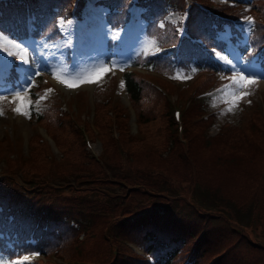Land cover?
Returning a JSON list of instances; mask_svg holds the SVG:
<instances>
[{"label":"rangeland","instance_id":"rangeland-1","mask_svg":"<svg viewBox=\"0 0 264 264\" xmlns=\"http://www.w3.org/2000/svg\"><path fill=\"white\" fill-rule=\"evenodd\" d=\"M86 2L82 10L83 17L88 20L100 18L106 7L95 5L91 0ZM244 11L253 13L248 7ZM163 15L165 20L172 23L180 19L179 12L172 10ZM255 15L257 19L262 16ZM80 23L82 20L78 22L71 16L58 17L59 28L64 32L63 41L71 53L68 59L60 44H46L31 37L19 41L16 48L21 62L16 65L18 80L0 84L3 89L0 92V180L7 184L0 182L9 188L12 186L35 205L47 202L62 215L73 219V226L77 230L69 242L64 241L52 249L50 244L61 233L69 232L74 227L57 229L53 236L45 237V251L33 254L32 262L36 264H111L113 260L109 259L115 257L119 248L123 254L118 260L142 256L141 247L121 233L119 225L113 227L122 214L140 211L148 203H156L153 209L157 211L159 200H164L166 204L163 210L168 213V217H180L183 214L189 219L194 216L195 209L189 204L188 196L191 194L197 198L198 193L206 192L209 188L207 184L201 187L183 182L182 185H175L174 192L184 195L186 198L183 199L163 198L158 192H149L141 187L142 184L137 185V170L144 168L147 161H152L153 167L168 163L178 166L184 161L197 163L201 159L211 158V149L208 150L209 144H200L196 148L193 140V151L161 154L166 161L153 155L149 141L156 145V149H162L163 130L167 128L164 120L155 117L153 124H157L159 129L153 133L146 131L149 136L143 127L147 125L141 124L133 102L124 97L120 72L109 70L111 66L116 68L129 62L128 58L137 47L144 48L143 52L152 50L155 45L153 39H144L140 31L135 34L128 27L126 30H110L104 24H93L81 29ZM107 39L114 40L109 48L104 47ZM4 55L8 59L7 53ZM233 58L236 65L230 66L228 74L210 73L206 81H201V73L194 76L192 68L166 69V74L142 67L134 68V74L146 80L156 91L151 90L157 98L154 104L143 100V105L149 111L157 114L163 107L166 111L174 107L179 110V116L171 118L175 122L170 130L184 149L186 137L181 133L183 129L179 128L185 127L188 122L194 124L197 117L202 118V135L209 136L206 138L214 143L219 138L217 133L222 125L220 123L225 120L232 124L240 123L253 109L259 110L264 105V72L261 67L253 56L247 61L232 55L222 59L228 62ZM33 71L38 72L37 76L33 75ZM97 74L103 75L96 82L94 77ZM51 76L70 83L85 80L79 84L91 83L86 82L90 79L94 84L91 88L81 85L68 91L60 87L56 80H49ZM241 76L245 78L243 86L234 85L233 81L239 80ZM175 79L178 80L173 81ZM29 80L31 83L25 86ZM33 88L36 90L35 95L30 94ZM23 90L26 91L23 97L29 105L36 103L37 109H41L42 105L55 107V110L48 108L49 114H53L61 128L51 125L46 119L35 120L32 113L25 116L15 112L12 107L15 105L16 108L19 102L16 95ZM14 100L15 104L11 107ZM78 101L82 109L73 107ZM60 109L61 114L58 113ZM68 124L73 131L66 128ZM261 136L264 137V130L257 133L258 139ZM250 149L254 151L253 147ZM236 153L222 156V165L215 170L217 185L229 190L232 197H239L240 184L246 177L253 176L252 170L256 172L258 169V181L264 175V155L261 156L259 151L253 152V157L249 152L240 154L245 157V161L238 158ZM53 163L59 164L48 165ZM225 163L230 164L233 175L228 176L224 172L228 169ZM201 215V220L196 223L197 230L205 228L208 222L209 216L204 212ZM222 225L231 232L229 223L223 221ZM260 226L243 229L258 242L256 245L264 243ZM230 239L234 240L235 235H231ZM4 248V245H0V264H11ZM238 248L242 256L237 264H246L249 260L251 264H264L263 248L246 242L240 243Z\"/></svg>","mask_w":264,"mask_h":264},{"label":"trees","instance_id":"trees-1","mask_svg":"<svg viewBox=\"0 0 264 264\" xmlns=\"http://www.w3.org/2000/svg\"><path fill=\"white\" fill-rule=\"evenodd\" d=\"M98 1L107 6L104 17L110 26L122 24L125 19L130 17L131 7L136 4L140 5L139 7L142 9L140 16L144 20L143 37L145 39L152 38L153 43L158 47L168 46V48L160 51L149 53H145L139 48L128 58L129 63L141 64L146 68L159 71L174 68L181 70L192 68L193 72L197 70L206 71L201 72L200 77L201 81H206L210 73L214 75L215 71L222 69L220 63L210 57L211 51L206 45L222 47V41L216 35V30L226 23L232 36L238 37L237 32L228 20V16L232 15L230 12L235 15L243 13V5H248V9L253 13H250L252 23L249 27L247 41L240 44L242 52L246 57L255 54L261 59V54L264 51V0H234V6L210 0H196V3L192 2L186 8V15L181 21L184 32L182 34L178 33L177 21L176 23L168 22L164 19L163 14L170 9L181 10L184 7L183 0ZM83 3L84 0H76L74 3L72 0H0V29L12 36L29 35L47 43L59 42L63 34L59 28L58 17L66 18L72 14L74 18L81 19ZM255 13L262 16L257 19ZM159 21L160 23L157 24ZM88 23L90 24V22ZM196 35L200 36L203 44L191 40V37ZM121 72V81L125 93L133 102L136 115L141 124L147 125L143 126L144 131L148 133L158 131L157 124H153L155 117L164 120V126H167L163 130V132L165 131L164 140L160 144L162 149H156V145L147 140L151 143V153L153 155L156 154L157 157L166 161L161 154L193 151L191 144L195 140L196 148L200 144H209L207 147L208 150L211 149L212 156L211 158L201 159L197 163L184 161L179 163L178 166L168 163L167 165L153 167V162L147 161L148 164L144 168L141 167L137 170V185L142 184L141 187H145V190L158 192L163 198L177 197L185 199L184 195L174 192V186L182 185V182L198 187L207 184L209 188L205 190L206 192L198 193L197 198L191 196V194L188 196L190 198L188 199L189 204L195 209L194 216L189 219L186 218L187 215L183 214L180 217H168V213L163 210L166 204L164 200H159L158 212L153 209L156 203H148L140 211L122 214L113 227L119 225V231L150 253L152 260L143 255H138L137 258H130L126 261L118 260V257L123 254L119 248L115 257H110L109 260H113L111 264H119V262L122 264H237L236 262L242 256L238 248L240 243L246 242L264 249L263 242H260V246L256 245L255 243L258 242L243 230L248 226L261 225L259 227L260 233L264 235V175H262L263 179L258 181V169L256 172L252 170L253 176L246 177L240 184L239 197H232L229 190H223L219 187L216 181L217 175H215L216 168L222 165V156L228 157L231 153L238 152L236 153L238 158L245 161V157L240 154L249 152L253 157V152L259 151L261 156L264 155V149H262L264 137L257 138V133L260 134L264 130V105L259 110L253 109L252 113L243 118L240 123L232 124L227 120L220 123L222 125L217 133L219 138L214 143H210L212 140L206 138L209 136L202 135V118L197 117L194 124L188 122V125L182 128L181 133L186 137L184 145L186 149H184L181 142L174 136L173 131L170 130V126L173 124L172 115H170V111H166L163 103H161L163 108L157 114L149 111L143 105L145 99L151 101V105L157 100L151 91L154 88L146 80L138 78L132 69L122 70ZM30 92V94L35 95L36 90L33 88ZM46 103L51 106L49 102ZM35 104L28 107V112L32 113L35 120L46 119L51 125L61 128L59 122L54 119L53 114H49V109L55 110V107L42 105L41 109H37L38 107ZM58 113L61 114V109ZM66 128L70 129V125H66ZM57 131L63 130L57 129ZM70 131L73 130L70 129ZM251 147L254 151L250 149ZM55 164L59 163L48 165ZM225 164H227L228 169L224 170V167L221 169L228 176L233 175L234 171L230 168V164ZM2 182L6 183L5 181ZM25 197L21 196L12 186L9 188L0 182L2 208H16L19 205L34 207L35 204ZM45 204L47 205V202L42 203V205ZM47 207L51 208L49 205ZM48 210L46 218L53 216L55 224L48 228L49 233L47 236H53V233H51L53 229L56 232L57 229L71 227L66 225V220L69 217L62 221L66 216L62 215L61 212L55 209ZM202 212L209 216L208 226L206 224L205 228L197 230L196 223L201 220ZM223 221L229 223L231 232L222 225ZM79 226L83 227L81 224ZM75 231L77 230L74 227L66 232V236H64L65 233H61L50 246H58L64 241L69 242L75 235ZM231 235H235L234 240L230 239ZM4 250L8 254L14 253L13 250L7 247ZM249 263L250 260L246 262V264ZM25 264L36 263L25 262Z\"/></svg>","mask_w":264,"mask_h":264},{"label":"snow or ice","instance_id":"snow-or-ice-1","mask_svg":"<svg viewBox=\"0 0 264 264\" xmlns=\"http://www.w3.org/2000/svg\"><path fill=\"white\" fill-rule=\"evenodd\" d=\"M246 20H247V23H248V25H249V27H250V26H251V23H252V19L249 17V18H246ZM233 70H235V68H233ZM37 74H38V72L33 71V75H37ZM249 75H251V74H249ZM244 79H245V78H244L243 76H241L239 80L233 81V84H234V85H235V84H239L240 86H243V81H244ZM60 82L64 83L67 87H76V86H78L77 84H73V83H70V82H68V81H60ZM86 82H94V81L89 80V81H86ZM28 83H31V81H30V80H29V81H26L25 86H27ZM231 86H232V85H226L225 87H231ZM47 91H51V90H47ZM220 91H223V89H221ZM0 92H3V89H2V88H0ZM0 98H2V97H0ZM235 99H236V98L234 97V98H233V101H232L233 103L235 102ZM16 100L20 101L21 104H23V107H21V106H17V107L14 109V111L17 112L18 114H22V115L28 116V115H29V112H28L29 104H28V102L26 101V98L21 97V96L19 95V93H17V95H16ZM0 114H2V112H0ZM27 259H28L27 257H23V258L17 260V261L15 262V264H25V261H26Z\"/></svg>","mask_w":264,"mask_h":264},{"label":"bare ground","instance_id":"bare-ground-1","mask_svg":"<svg viewBox=\"0 0 264 264\" xmlns=\"http://www.w3.org/2000/svg\"><path fill=\"white\" fill-rule=\"evenodd\" d=\"M183 20V19H182ZM103 75V74H102ZM102 75H96L95 77H94V80H96V82L98 81V80H100L101 78H102ZM57 84L60 86V87H63L64 89H70V87H67L64 83H58L57 82ZM94 84V82H91V83H87V84H81L83 87H88V88H91L92 87V85ZM71 90V89H70ZM69 91V90H68Z\"/></svg>","mask_w":264,"mask_h":264}]
</instances>
